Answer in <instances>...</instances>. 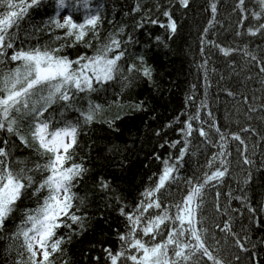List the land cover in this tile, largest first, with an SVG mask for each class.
Instances as JSON below:
<instances>
[{"label":"trees","instance_id":"trees-1","mask_svg":"<svg viewBox=\"0 0 264 264\" xmlns=\"http://www.w3.org/2000/svg\"><path fill=\"white\" fill-rule=\"evenodd\" d=\"M90 6L101 17L98 38L89 33L82 43L67 46L71 38L64 39V30L50 24L57 16V0H41L20 21L19 28L13 29L14 48L7 50L10 57L21 48L64 44L60 55L76 59L92 56L114 36L120 41L119 51L124 52L119 61L123 72L115 79L102 87L96 85L95 92L72 94L69 107L58 101L45 113L54 126L57 122L81 121L69 163L82 164L86 169L72 189L77 196L72 211L83 218V228L73 224L71 229L58 230L57 236L71 239L52 257L55 264H110L105 250L119 251V236L128 231L121 208L131 213L137 207L142 193L157 182L163 161L175 164L177 171L175 179L157 195L163 207L175 212L174 206L203 182L205 173L210 175L222 167L221 157L213 161L222 151L226 152L222 158L227 161L228 172L222 181L204 187L198 227L206 230L205 244L223 264H264V30L250 34L264 24V13L260 19L253 15L261 12L259 0H244L243 5L240 0H189L187 7L179 0H91ZM68 11L60 12L65 15ZM165 12L176 22L174 34L161 27L170 22ZM71 14L82 22V10ZM59 18L63 20L61 15ZM57 36L62 39H55ZM88 43L91 47L85 46ZM222 49L231 50L230 54L225 55ZM7 57L6 66H0L4 70L15 67ZM132 65L141 70L149 67L151 79L142 71L129 72ZM89 102L101 105V110L91 124L85 125L80 112L87 110ZM30 119L18 125L25 136ZM189 122L193 131L186 136ZM212 125L226 137L224 149L220 145L225 142ZM201 128L207 137L199 135ZM233 135H239L243 144L232 139ZM4 140L8 141L12 161H23L28 168L44 162L16 135L0 131V142ZM245 159L251 163L245 164ZM30 174L36 181L46 175ZM104 183L107 188L102 187ZM31 193L28 189L21 196L16 211L0 231V264H17L21 259V240L12 238L13 234L24 211L36 208L46 195ZM158 211L149 209L145 219ZM167 233L166 226L157 241ZM199 264L213 261L200 257Z\"/></svg>","mask_w":264,"mask_h":264},{"label":"snow or ice","instance_id":"snow-or-ice-1","mask_svg":"<svg viewBox=\"0 0 264 264\" xmlns=\"http://www.w3.org/2000/svg\"><path fill=\"white\" fill-rule=\"evenodd\" d=\"M179 2L187 7L189 0ZM243 3L244 0H240V4ZM40 4L41 0H0V66H6L7 50L14 48L16 32L13 29H18L20 21L27 16L29 10ZM259 4L261 12L253 13L256 19H260L264 13V0H259ZM90 5L91 0H57V16L50 24L54 29L64 30V39L71 38L67 46L82 43L89 33L99 37L97 28L101 17ZM65 9L69 11L61 20L60 11ZM79 10L84 12L82 22H77L71 14L72 11ZM215 10L213 4V13ZM164 15L168 16L170 22L161 27H167L174 34L177 29L176 22L172 20L169 12ZM261 30H264V24L254 31L250 30V34L256 35ZM55 39L60 40L62 37L57 36ZM85 46L91 47V43ZM64 47L65 45L61 44L59 47L44 46L27 50L21 48L7 57L11 62H15V67L7 70L0 68V131L16 135L22 144L34 148L36 154L44 160L43 163L37 162L28 168L25 162L10 159L7 140L0 142V231L3 230L5 221L16 211L17 201L28 189H32L33 196L46 193L36 208L24 211L23 220L13 234L12 238L21 240V248L24 250L20 253L21 259L17 264H55L52 257L62 252V245L71 239L69 236L66 241L64 236H57L58 230L61 227L71 229L73 224L83 228V218L72 211L77 199L72 189L75 187L74 181L80 178L86 169L82 164L69 163L73 161V150L77 145L81 121H65L62 125L57 122L54 126L51 118H45V113L58 101L69 107V102L73 99L72 94L95 92L96 85L102 87L115 79L118 73L123 72L119 61L124 57V52L119 51L121 44L114 36L110 37L107 44L97 48L92 56L80 55L76 59H69L68 56L60 55ZM222 51L229 55L231 50ZM133 70L142 71L144 77L151 79L152 71L149 67L144 66L141 70L132 65L128 71ZM261 71H264V68H261ZM122 78L127 80L126 76ZM100 110L101 105L89 102L87 110L80 112L82 123L91 124ZM28 117H31L28 121L29 133L25 136L21 134L18 125ZM212 127L220 134L221 141L225 142L220 145L224 149L226 137L220 133L218 127ZM192 131V124L189 122L185 135L190 136ZM198 131L200 136L207 137L208 133L202 128ZM232 139L243 144L239 135H233ZM186 151V148L181 150L179 159L183 158ZM225 155L226 152L222 151L213 157V161L221 157L222 167L210 175L205 173L203 182L193 186L186 197L174 206L175 212H172L171 208L163 207L157 195L175 179L174 173L177 171L175 164L163 161L164 167L157 182L142 193L143 199L137 207L131 213H126L121 208L128 231L119 236V251L113 253L110 249L105 250L110 264H121V261H130L131 264H199L200 257H207L213 264H223V261L213 256L205 244L206 230L198 227L201 223L198 213L204 187L212 181H222L228 172L227 161L222 158ZM244 163L251 161L245 159ZM13 164L19 167H13ZM209 167H212V162H209ZM34 172L46 175L36 181L30 174ZM102 187L107 188V183ZM149 209L160 211L145 219V213ZM249 211L254 213L256 210L249 208ZM166 226L167 236L157 241L156 238L163 235ZM225 228L231 231L229 225H225ZM144 237L150 239L145 240ZM240 247L243 248V244H240Z\"/></svg>","mask_w":264,"mask_h":264},{"label":"rangeland","instance_id":"rangeland-1","mask_svg":"<svg viewBox=\"0 0 264 264\" xmlns=\"http://www.w3.org/2000/svg\"><path fill=\"white\" fill-rule=\"evenodd\" d=\"M60 15L62 16V18H64V14L60 12Z\"/></svg>","mask_w":264,"mask_h":264}]
</instances>
